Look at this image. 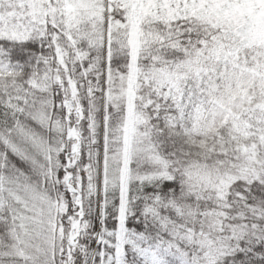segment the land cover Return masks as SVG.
<instances>
[{
  "label": "snow or ice",
  "instance_id": "obj_1",
  "mask_svg": "<svg viewBox=\"0 0 264 264\" xmlns=\"http://www.w3.org/2000/svg\"><path fill=\"white\" fill-rule=\"evenodd\" d=\"M0 264H264V0H0Z\"/></svg>",
  "mask_w": 264,
  "mask_h": 264
}]
</instances>
